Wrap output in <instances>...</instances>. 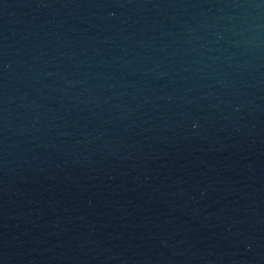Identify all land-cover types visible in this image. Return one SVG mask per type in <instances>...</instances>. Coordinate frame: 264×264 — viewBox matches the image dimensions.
<instances>
[{"label":"water","instance_id":"1","mask_svg":"<svg viewBox=\"0 0 264 264\" xmlns=\"http://www.w3.org/2000/svg\"><path fill=\"white\" fill-rule=\"evenodd\" d=\"M0 264H264V0H0Z\"/></svg>","mask_w":264,"mask_h":264}]
</instances>
